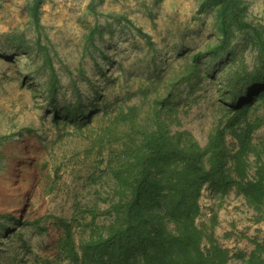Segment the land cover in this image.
Segmentation results:
<instances>
[{"label":"rangeland","instance_id":"374dc122","mask_svg":"<svg viewBox=\"0 0 264 264\" xmlns=\"http://www.w3.org/2000/svg\"><path fill=\"white\" fill-rule=\"evenodd\" d=\"M35 1L0 0V45L10 46L9 53L0 46V264H73L53 246L59 236L54 219L43 221L48 230L40 232L18 226L13 218L27 208L26 201L33 205L31 218L75 215L82 223L75 227L78 242L88 237L91 218L77 213V207L98 203L102 212L96 222H109L102 214L108 204L97 200L86 179L90 159L82 156V136L73 127L55 124L44 100L51 64L61 80V98L71 99L76 81L88 109L96 111L102 99L111 107L122 101L135 103L140 84L154 74L155 66L173 79L182 53L218 44L220 20L216 2L199 12L204 0H41L38 23L32 14ZM241 1L245 21L263 25L264 0ZM95 25L100 29L95 36L99 48H87ZM139 28L151 35L154 48ZM8 34L16 36L15 41ZM245 38L237 33L231 47L250 60L254 53L242 46ZM176 94L179 120L172 124L173 131L186 130L205 146L221 117L218 80L183 84ZM255 139H264V127ZM55 164L66 165L56 183ZM201 204L200 221L217 212V236L233 253L249 254L255 239H264V221L256 223L254 211L234 191L220 198L206 187ZM238 263L237 257L231 260Z\"/></svg>","mask_w":264,"mask_h":264},{"label":"trees","instance_id":"16d2710c","mask_svg":"<svg viewBox=\"0 0 264 264\" xmlns=\"http://www.w3.org/2000/svg\"><path fill=\"white\" fill-rule=\"evenodd\" d=\"M215 2L221 41L182 53L173 79L162 76L155 66L154 74L140 84L135 103L122 101L111 107L102 99L96 111L88 109L76 81L71 99L61 98V80L51 64L44 100L55 124L73 127L82 136V156L90 159L86 179L97 200L108 204L102 214L109 222H96L102 212L98 203L77 207V213L91 218L86 225L88 237L78 242L75 227L82 223L75 215L50 213L31 218L33 205L26 201L27 208L13 218L18 226L40 232L48 230L42 227L43 221L54 219L59 236L53 246L70 263L231 264L237 257L238 264H264V239H255L249 254L233 253L217 236V212L200 221L206 187L220 198L234 191L254 211L255 222L264 221V139H255L264 127V24L245 21L241 0H204L199 12ZM40 3L32 4L38 23ZM139 31L149 48H154L151 35ZM99 32L95 25L87 48H99L95 43ZM237 33L246 36L242 46L251 48L252 59L232 49ZM0 46L9 53L10 46ZM45 55L50 57L48 52ZM206 78L218 80L222 105L218 124L202 146L190 132L173 131L172 124L179 120L177 88ZM65 168V164L54 165V183ZM43 176L41 170L40 179Z\"/></svg>","mask_w":264,"mask_h":264},{"label":"crops","instance_id":"0c3cea01","mask_svg":"<svg viewBox=\"0 0 264 264\" xmlns=\"http://www.w3.org/2000/svg\"><path fill=\"white\" fill-rule=\"evenodd\" d=\"M246 204V203H245ZM250 209V208H249Z\"/></svg>","mask_w":264,"mask_h":264}]
</instances>
